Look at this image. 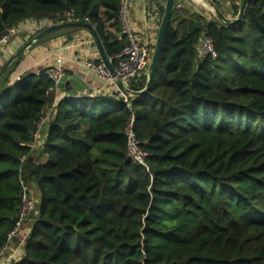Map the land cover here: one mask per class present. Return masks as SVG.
<instances>
[{
	"label": "trees",
	"instance_id": "16d2710c",
	"mask_svg": "<svg viewBox=\"0 0 264 264\" xmlns=\"http://www.w3.org/2000/svg\"><path fill=\"white\" fill-rule=\"evenodd\" d=\"M123 1L0 0V36L27 20L65 25L72 12L115 67L128 46L118 41ZM184 9L172 12L149 91L137 94L149 73L131 82L130 107L61 101L46 164L31 132L55 103L54 83L45 71L0 82V251L23 189L40 196L17 264H264V0L235 26ZM206 34L216 58L200 53ZM131 118L146 167L127 157Z\"/></svg>",
	"mask_w": 264,
	"mask_h": 264
},
{
	"label": "crops",
	"instance_id": "0c3cea01",
	"mask_svg": "<svg viewBox=\"0 0 264 264\" xmlns=\"http://www.w3.org/2000/svg\"><path fill=\"white\" fill-rule=\"evenodd\" d=\"M166 2L167 0H129L127 4V20L131 31L140 41H150V60L153 58L157 44ZM198 3V0H176L175 7L178 4H181L183 8H185L184 10H189L192 15L200 16L211 21V17L202 14L199 10L201 8L197 9L198 7H202V5ZM214 4L215 6H220L222 13L224 12L223 14L226 15L227 18L233 19L236 18L232 17L235 12L234 7L240 5L241 0H215ZM38 25H44V28L41 30L37 29ZM52 25L56 26L60 24H55L48 19L39 22L27 20L19 25L21 27L20 35L14 37L9 42L8 46L0 50V82L8 73L11 74L10 80L11 84H13L26 75H37L38 71L48 67L55 68L60 66L64 69L66 76H76L80 80L78 83L84 89L83 93L76 92L73 90V85L70 84L69 88H66L64 91L58 88L53 91L55 103L51 109H48L44 113L48 116L49 121L42 131L43 144L38 145L34 149L36 151L38 165H43L48 162V156L44 150V144L48 137V125L50 124L51 119H53L55 108L62 100L71 99L74 101L76 100V97L87 99H95L99 97L125 99L128 95L123 86L118 85L115 87L106 85L105 82L94 72L85 68L84 63L87 59L99 61L101 60V57L90 33L80 28L65 29L34 43L20 58L9 66L1 77L3 69L19 53V51H21L28 43L34 41V39L43 31L53 27ZM159 106L160 105H158V107ZM30 188L33 190L32 195L36 199L34 191L37 189L34 186ZM38 197H40L39 193ZM34 220H37L35 213L32 219L24 225L20 237L13 241L6 257L2 259L0 264H17L23 259L25 255L24 241L27 242L29 238L31 229L35 223ZM7 258H10L8 262Z\"/></svg>",
	"mask_w": 264,
	"mask_h": 264
},
{
	"label": "built area",
	"instance_id": "2783aa9c",
	"mask_svg": "<svg viewBox=\"0 0 264 264\" xmlns=\"http://www.w3.org/2000/svg\"><path fill=\"white\" fill-rule=\"evenodd\" d=\"M129 0H124L122 7L119 13V23L122 27V33L118 36V41H122L123 37L126 38L128 46L126 49L117 57L118 64L114 67L113 75L108 67L102 62V60L95 61L93 59H87L84 63L86 69L94 72L106 85L123 86L127 91V96L125 101L128 107L131 106V100L134 98L135 94L132 92L129 87L131 82L135 79L149 73L150 67V56L151 48L150 41L146 40L144 42L140 41L134 33L131 31L130 26L127 20V4ZM207 1V0H206ZM214 1L215 0H210ZM177 9L183 8L181 4L176 6ZM67 23H80V19L74 17L72 12L65 14ZM89 22L88 20H84ZM53 26V25H52ZM44 25H38L37 29H43ZM21 27L15 26L10 28L7 33L0 36V50L8 46L9 42L14 38L20 35ZM200 53L202 56H212L213 58L217 57L214 41L210 36L206 34V37L203 41V44L200 48ZM112 63V60H110ZM43 71L44 74L54 83V88L50 92L58 88V84L63 77L66 76L64 69L60 66L58 67H48L41 71L37 72L36 76H39ZM130 90V91H128ZM49 118L47 115L43 114L42 117L37 121L34 130L31 132L33 139L32 149H35L38 145L43 144L42 140V131L46 124L48 123ZM135 120L131 118L125 126V133L127 136V157L134 163L141 166H147V159L149 157L148 152L144 150L141 142L137 139V136L134 131ZM33 190L26 186L23 189L21 196V211L18 217V220L15 223L13 229L9 232L7 237V242L0 251V262L3 258L6 257L11 244L16 238L20 237L21 231L24 225L29 222L36 210V202L33 198ZM26 241H24L25 245ZM10 258H7V262Z\"/></svg>",
	"mask_w": 264,
	"mask_h": 264
},
{
	"label": "water",
	"instance_id": "95a60500",
	"mask_svg": "<svg viewBox=\"0 0 264 264\" xmlns=\"http://www.w3.org/2000/svg\"><path fill=\"white\" fill-rule=\"evenodd\" d=\"M175 1L176 0H167V2H166L163 19H162L161 26L159 29L157 44H156V47L154 50L153 58H152L151 63H150L147 87L142 93H137L138 95H143V94L147 93L149 91L151 85H152L154 72H155L156 67H157L158 59L160 57L164 37H165V34H166V32L169 28L170 22H171L172 12L175 9ZM207 1H208L209 5H211L214 8V11H213L214 14L213 15L215 16V18L221 20L222 22H224L228 26H235V25L239 24L245 18L247 8H248V4H249L250 0H241L239 14L235 19L227 18L220 10H218V8L215 6L213 1H210V0H207ZM72 28H80V29L86 30L90 33V35L94 39V42L98 48L102 62L108 67L110 72L113 75H115L114 67H113L110 59L106 55V52L104 50V47L102 45V41H101V38H100L98 32L90 23L80 22V23H67L65 25H56V26L50 27L47 30L43 31L41 34H39L34 39V41H31L21 51H19V53L6 65V67L2 71L1 77L6 72V70L9 68V66L11 64H13L18 58H20L26 52V50L28 48H30L34 43H37V42H39V41H41L47 37H50L51 35L59 32V31H62L65 29H72ZM79 81L80 80L76 76H74V77L65 76L59 82L58 89L64 91L66 88H69V85L71 84V85H73V90H75L76 92H82L83 93L84 89L78 83ZM128 91H130V90H128Z\"/></svg>",
	"mask_w": 264,
	"mask_h": 264
},
{
	"label": "rangeland",
	"instance_id": "374dc122",
	"mask_svg": "<svg viewBox=\"0 0 264 264\" xmlns=\"http://www.w3.org/2000/svg\"><path fill=\"white\" fill-rule=\"evenodd\" d=\"M230 2V1H229ZM199 8H201V9H199ZM197 9H199L201 12H202V14L203 15H207V16H209V17H211V18H215V16L213 15L214 14V12H213V10H208V9H206L205 7H198ZM222 12V11H221ZM224 13V12H223ZM226 16V15H225ZM230 19H232V18H230ZM233 19H235V18H233ZM34 195L36 196V199H35V197L33 196V198H34V200H35V202H36V210H35V217H39V205H40V203H39V201H40V198L38 197V191L37 190H35L34 191ZM35 221V220H34Z\"/></svg>",
	"mask_w": 264,
	"mask_h": 264
},
{
	"label": "bare ground",
	"instance_id": "6f19581e",
	"mask_svg": "<svg viewBox=\"0 0 264 264\" xmlns=\"http://www.w3.org/2000/svg\"><path fill=\"white\" fill-rule=\"evenodd\" d=\"M198 2L200 3V5H202V7H205L206 9H210V10H213L214 11V8L209 5L208 1L206 0H198Z\"/></svg>",
	"mask_w": 264,
	"mask_h": 264
}]
</instances>
